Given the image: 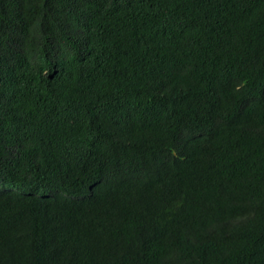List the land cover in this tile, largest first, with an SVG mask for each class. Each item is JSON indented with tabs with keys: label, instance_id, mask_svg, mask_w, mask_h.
Here are the masks:
<instances>
[{
	"label": "trees",
	"instance_id": "1",
	"mask_svg": "<svg viewBox=\"0 0 264 264\" xmlns=\"http://www.w3.org/2000/svg\"><path fill=\"white\" fill-rule=\"evenodd\" d=\"M0 264H264V0H0Z\"/></svg>",
	"mask_w": 264,
	"mask_h": 264
},
{
	"label": "bare ground",
	"instance_id": "2",
	"mask_svg": "<svg viewBox=\"0 0 264 264\" xmlns=\"http://www.w3.org/2000/svg\"><path fill=\"white\" fill-rule=\"evenodd\" d=\"M112 14V13H111ZM81 60V59H80ZM11 106V105H10ZM11 132V131H10ZM126 141V140H125ZM81 145V144H80ZM74 146V145H73ZM84 146V145H83ZM126 146V145H125ZM77 149V148H76ZM106 150V149H105ZM110 150V149H109ZM141 153V152H140ZM121 159V158H120ZM20 169V168H19ZM21 171V170H20ZM18 173V172H17ZM121 191V190H120ZM118 192V191H117ZM122 204V203H121ZM111 206V205H110ZM118 206V205H117ZM118 207H120V206H118ZM143 207V206H142ZM115 209V208H114ZM120 216V215H119ZM122 218V217H121ZM117 219H118V217H117Z\"/></svg>",
	"mask_w": 264,
	"mask_h": 264
}]
</instances>
